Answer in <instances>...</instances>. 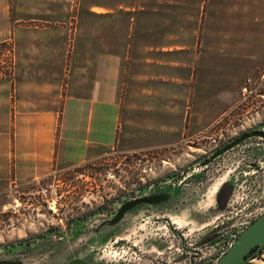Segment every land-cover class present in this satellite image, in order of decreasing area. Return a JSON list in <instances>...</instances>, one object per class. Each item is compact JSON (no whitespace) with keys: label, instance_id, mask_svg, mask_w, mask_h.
<instances>
[{"label":"rangeland","instance_id":"1","mask_svg":"<svg viewBox=\"0 0 264 264\" xmlns=\"http://www.w3.org/2000/svg\"><path fill=\"white\" fill-rule=\"evenodd\" d=\"M8 1L14 28L0 43V74L18 71L55 93L53 84L96 70L92 59L110 55L118 110L110 145L0 185V258L212 264L264 210V141L247 139L199 165L242 132L264 129V8L237 0L233 22L216 29L222 0ZM152 180L187 193L171 215L183 243L164 228L150 238L132 228L124 245L93 234L99 208L112 209L118 194ZM166 234L164 251L154 240L162 245Z\"/></svg>","mask_w":264,"mask_h":264},{"label":"crops","instance_id":"2","mask_svg":"<svg viewBox=\"0 0 264 264\" xmlns=\"http://www.w3.org/2000/svg\"><path fill=\"white\" fill-rule=\"evenodd\" d=\"M8 2L0 0V43L14 28ZM238 3L242 1H221L216 29L229 27ZM251 6L262 10L264 0H252ZM115 61L106 54L92 59L100 64L96 70L91 66L89 71L81 68L76 78L66 76L53 84L55 93L52 86L19 77L18 71L0 74V185L33 179L56 162L80 163L90 148L110 145L118 102L106 64Z\"/></svg>","mask_w":264,"mask_h":264},{"label":"flooded vegetation","instance_id":"3","mask_svg":"<svg viewBox=\"0 0 264 264\" xmlns=\"http://www.w3.org/2000/svg\"><path fill=\"white\" fill-rule=\"evenodd\" d=\"M253 130H260V131L264 132V129H253ZM248 131H250V130H248ZM245 132H247V131H245ZM242 133H244V132H242ZM241 134H239V135H241ZM237 137H235V138H237ZM235 138H233V139H235ZM251 138L261 139L259 137L245 138L242 141H240L239 143H237L236 145L229 148L228 150L224 151L223 153L229 151L230 149L241 144L245 140L251 139ZM233 139H231V140H233ZM231 140H229L226 144H228ZM261 140L264 141V139H261ZM226 144H224V145H226ZM223 153L214 157L209 162H207L205 165H207L208 163H210L212 160L219 157ZM204 160H202L201 162H203ZM200 163H199V165H200ZM205 165H203V166H205ZM203 166H201V167H203ZM186 173H187L186 171L181 172V174L178 176L179 179L171 178L172 184H174L175 182L182 179L186 175ZM171 187L172 186L170 183H160V182L152 180L150 182H143L141 184H138L131 190H125L124 192H121L120 194H118V200L116 202H114L115 206L112 209H107V208H102V209L99 208L98 209L97 214L101 215L102 218H100V220L97 222V224L93 227V232H94L93 234L95 236L101 238V239H106V238L116 236L119 240L120 245H124L127 240H123V239H125V235H129L130 229H132V228L136 227L139 230L146 229L147 231L144 232V235H146L145 237H149V238L154 237L155 235H157V237H159V236L163 237L164 234H161V231L159 232L157 229L164 228L166 232H169L171 234V236L173 234H176L178 239H180V241L183 243L185 237L180 232V230H178L177 228H175V226H173V221L171 220V215L174 213H177L179 211V208L181 207L182 202L185 201L184 199H185V196L187 193H185L182 190H174ZM177 204H179V205L176 206ZM122 206H124V210L120 214L118 220L112 224L109 223V221L114 218L115 214L117 213V210ZM102 211L104 213H102ZM250 222H248V224ZM144 224H146V225H144ZM153 231H155V232H153ZM164 238H166V240L163 241L164 243L162 245H160L158 242H156L155 238H152V239L153 240L155 239L154 242L159 249L165 251L169 248V246H168V242H169L168 241V234H166L164 236ZM197 244H199V243H197ZM263 247H264V245L260 247L257 254L259 253V251ZM161 255H164V252H161ZM256 255H254V257ZM159 258H160L159 259L160 262L158 261V264H164V263L167 264L169 262V260H163L162 256H160Z\"/></svg>","mask_w":264,"mask_h":264},{"label":"water","instance_id":"4","mask_svg":"<svg viewBox=\"0 0 264 264\" xmlns=\"http://www.w3.org/2000/svg\"><path fill=\"white\" fill-rule=\"evenodd\" d=\"M248 137H259L264 139V132L260 130H250L242 133L237 138L231 140L228 144L221 146L200 163L205 165L214 157L228 150L240 141ZM184 174V173H183ZM134 203V202H133ZM124 210V206L117 210L114 218L109 223L118 220L120 214ZM264 245V211L256 216L249 224H247L233 239L227 249L212 264H245L254 258L261 246ZM0 264H27L26 260L21 258H0ZM65 264H95L78 257L69 259Z\"/></svg>","mask_w":264,"mask_h":264},{"label":"built area","instance_id":"5","mask_svg":"<svg viewBox=\"0 0 264 264\" xmlns=\"http://www.w3.org/2000/svg\"><path fill=\"white\" fill-rule=\"evenodd\" d=\"M250 86V79L249 77H246L240 86V93L243 97L248 96L250 93L249 90ZM258 258L264 259V247L259 251V253L256 255Z\"/></svg>","mask_w":264,"mask_h":264}]
</instances>
